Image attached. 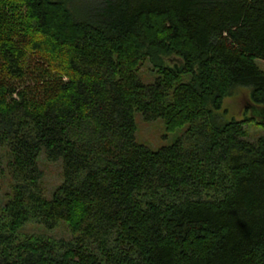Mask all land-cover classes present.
<instances>
[{
	"label": "trees",
	"instance_id": "16d2710c",
	"mask_svg": "<svg viewBox=\"0 0 264 264\" xmlns=\"http://www.w3.org/2000/svg\"><path fill=\"white\" fill-rule=\"evenodd\" d=\"M31 56L59 78L37 107ZM257 60L264 0H0V264H264V137L216 115L234 87L264 104ZM136 114L186 130L152 150Z\"/></svg>",
	"mask_w": 264,
	"mask_h": 264
},
{
	"label": "rangeland",
	"instance_id": "374dc122",
	"mask_svg": "<svg viewBox=\"0 0 264 264\" xmlns=\"http://www.w3.org/2000/svg\"><path fill=\"white\" fill-rule=\"evenodd\" d=\"M25 36L21 29L13 39L15 43L20 44L21 39ZM257 67L264 72V62L257 60ZM25 75L23 79L17 84L19 88H25L27 91V98L34 107L40 106L41 100L44 96V86H47L48 91L54 92L55 84L58 83L59 78L51 73L45 61L37 56H31L24 65ZM144 83L152 82L151 73L147 69L142 70ZM39 81V82H38ZM251 89L245 87H234L222 99L221 109L216 113L221 122L246 121L244 129L248 140L255 141L259 137H264V126H260L259 122L264 116V104L261 106L254 105L251 102ZM261 113V114H260ZM260 114V115H259ZM136 124V141L146 147L156 150L163 146L172 144L178 137L182 136L186 130V126L175 131L168 132L161 120L147 122L142 119L139 114L134 117ZM1 152V151H0ZM2 153V152H1ZM39 168L43 172V190L47 197L51 194L61 183V169L59 163H48L43 156L39 157ZM0 191V207L4 206L6 194L10 193V183L8 179H4ZM22 235H45L55 239H68L71 235L67 223L61 222L52 231L45 230L42 227L30 224L26 225L20 230Z\"/></svg>",
	"mask_w": 264,
	"mask_h": 264
},
{
	"label": "water",
	"instance_id": "95a60500",
	"mask_svg": "<svg viewBox=\"0 0 264 264\" xmlns=\"http://www.w3.org/2000/svg\"><path fill=\"white\" fill-rule=\"evenodd\" d=\"M170 62L172 63V62H176L178 65H180L181 64V62L179 61V60H177V59H174V58H172V59H170ZM261 114V113H260ZM259 114V115H260ZM261 118H262V122H264V116H261Z\"/></svg>",
	"mask_w": 264,
	"mask_h": 264
}]
</instances>
